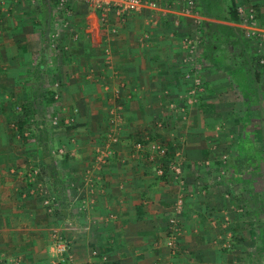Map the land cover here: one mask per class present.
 Returning <instances> with one entry per match:
<instances>
[{
  "label": "crops",
  "instance_id": "0c3cea01",
  "mask_svg": "<svg viewBox=\"0 0 264 264\" xmlns=\"http://www.w3.org/2000/svg\"><path fill=\"white\" fill-rule=\"evenodd\" d=\"M216 2L217 0H208V5L205 4L213 8L217 6ZM172 3L171 8L174 10L170 11L172 15L168 17L171 16L173 20L183 13L178 10V0H172ZM247 5L254 6L261 26L253 31L262 32L264 37V0H248ZM71 7L72 17L69 20L67 18V22L58 19L66 27L61 29L66 55L49 62V68L59 71L65 105L77 106L80 110L76 129H69L67 136L61 138L70 158L65 155L61 160L54 161L56 176L60 181L63 179L66 188L61 206L60 203L57 204L64 214L57 224L64 237L73 245L74 264H244L249 263V258L254 255L259 260L264 252L260 251L264 248V238L257 237L260 242L253 245V237L257 232L252 228L248 229L247 223L241 221L247 220L240 218L242 209H237V215L231 210L233 208L229 205L230 201L227 204L226 200H221L211 191L202 196L192 194L191 188L187 187V191L181 189L180 182L168 174L157 175L145 162L129 159L130 145L126 146L125 143L116 147V155L112 160L102 163L94 159L97 152L100 153L98 156L103 152L104 144H100V137L109 109L102 86L111 84L131 89L127 95L130 100L125 109L126 118L131 125H145V120H149L146 116L152 118L153 112L140 105L154 101L156 95L153 89L178 87L180 66L176 62L179 61L181 51L177 42L178 34L184 30L169 22L163 26L162 20L159 26H155L160 14L164 13H132L120 24L111 12L108 27L101 22L100 12L86 3H73ZM226 9L227 6L222 16ZM19 11L22 10L16 8V17L13 16L12 20L0 12V72L7 73L6 79H0V105L8 103V97L2 95V89L17 86L9 83V78L14 81L12 73H22L24 70L39 72L45 68L40 64L44 56L40 59L43 54L39 48L43 32L39 30L38 22L42 18L39 17L37 21L34 18L28 19L30 15L24 12L27 14L20 16L21 19ZM14 19L15 25L12 23ZM53 19L56 20V17ZM183 20L186 19L181 17V21ZM207 22L227 26L234 24L209 17ZM111 28L116 29V33ZM227 39L226 36L223 37L225 45L230 40L226 52L240 46V42L233 43L234 39ZM244 44L238 50L240 54L245 53L243 51L247 44ZM207 58L215 66L207 68L206 82L216 81L215 72L238 71V67L235 69L230 65L218 67L212 55ZM109 63L111 67H106L105 64ZM112 71L118 73L116 78H113ZM85 74H91L86 77L88 80ZM226 77L224 80L237 88L245 89L248 85L255 84L254 81L238 84L239 75L236 73L229 76L230 80ZM23 86H26L25 83L19 87ZM13 100L16 103L14 98ZM231 101L229 98L228 102ZM68 109L64 108L67 110L64 115L71 112ZM210 115L211 113H206L203 115L204 119L210 120ZM229 115V119H233L232 113ZM2 128L0 122V135ZM232 132L233 129L224 128L222 139L217 138L218 133L211 134L213 144L208 150L206 145H201L197 151L194 145L191 151L194 158L199 159L207 157L208 153L209 162L216 166L221 161L216 156L219 152L217 149L222 146L230 161L228 166L231 175H240L241 182L245 180H242V173L246 160L241 151L244 141L238 139L241 145L239 155L236 153L233 156L235 143L232 137L237 134ZM189 138L194 143L199 141L192 136ZM220 140H223L222 144ZM244 140L247 141L245 138ZM3 149L4 146L0 145V154ZM22 150L19 149V170L25 169L28 164L27 154ZM3 162L0 160V171H5L0 172V261L7 259L9 264L10 261L16 264H53L56 257L51 232L52 225L55 226L52 220L55 218L49 214L41 199L35 200L26 195L23 178L16 175L14 169L8 170L7 164ZM9 171L13 175L7 173L6 177V172ZM51 194L56 195L53 192ZM179 196H183L182 212L177 209ZM224 216L230 217L231 221L227 223V230L235 228L230 230L235 233L231 234L234 239L228 237L229 231L223 232L222 227L214 225L216 218L221 221L226 218ZM172 218H176L184 226L175 253H171L165 245L168 220ZM260 226L257 227L262 231ZM220 233L224 235V239H220ZM226 239L233 241L234 251L221 250V242ZM92 251H97L93 257Z\"/></svg>",
  "mask_w": 264,
  "mask_h": 264
},
{
  "label": "rangeland",
  "instance_id": "374dc122",
  "mask_svg": "<svg viewBox=\"0 0 264 264\" xmlns=\"http://www.w3.org/2000/svg\"><path fill=\"white\" fill-rule=\"evenodd\" d=\"M217 1L218 3L216 4H221V0ZM172 4V0H162L157 10L145 7L138 12L164 13V15L160 14L155 26H159L162 20L163 26L169 22L174 27L184 30L183 33L178 34L179 41L177 42V47L181 51L179 61L176 62L177 66H180V73H178L180 77H177L178 87L176 89L166 87L153 89L156 95L154 101L140 105L150 108L153 116L152 118L146 116L149 120H145V125L141 126V124H138L135 126V124H130L125 113L127 101L130 100L127 95L131 89H127L126 86L119 87L110 84L107 85V91L105 89L106 84H104L102 91L105 94L109 109L107 110L108 116L100 137V144L102 142L104 144V146L102 145L103 152L100 156H98L100 153L98 154L97 152V156L94 159L104 163L115 157L118 145L122 143H125L126 146L130 145L128 148L129 159L143 161L149 168L152 167L154 171L162 168L164 175L168 174L169 177L180 182L181 189L187 191L188 187V189H192H190L192 194L198 193L202 196H206L209 193L208 191H211L218 195L221 200H226V203L230 201L229 205L233 208L231 210L236 215L239 212L238 210L242 209L240 218H246L247 220L241 221L247 223L246 227L248 229L252 228L257 232L253 237V245H255L258 241L260 242L257 237L263 236L264 238V68L259 63L264 57V43L262 42L264 37L261 34L262 32L253 31L254 28H261L257 12L253 5L243 6L244 4H240L241 6H238L237 9L241 8L246 11L250 8L254 9L257 19L255 27L244 19L243 13L239 14L240 22L238 24L230 25L239 30L238 33L241 36L239 37L238 35V41L247 44L246 50L243 51L245 53L240 54L238 52L240 47H233L234 49L232 48L231 52H226L229 49L227 46H229L230 42L228 37L226 39L228 38L229 42L225 45L226 42L223 41L225 36L218 35V33L216 35L213 34L214 36H209L208 34L209 37L206 35L205 28L208 24V17L202 14L203 10L200 0H178V10L183 14L173 20L171 16H169L170 18L168 17V15H172L170 11L174 10L171 8ZM16 8L22 10L19 11V18L21 19L22 17L20 16H25L27 13L30 15L28 19L34 18L36 21L39 17L43 19L38 22V26L39 30L43 32V39L39 43V48L43 54L40 59L44 56V60L42 59L40 64L44 65L45 68L39 72H25L24 70L22 73L19 71L12 73L14 81L9 78V83H14L17 86H6L2 89V95L8 97V103L4 104L3 102L0 105V122L3 126L2 134L0 135V145L4 146L3 152L0 154V160L7 164L6 168L8 170L12 171L14 169V173L23 178L28 197L35 200L41 199L44 202L47 198L49 201L51 196L55 197V195L51 194L52 192L55 193L53 190L55 184L50 182L52 181L50 180V175L47 170L44 171V168L54 169L57 172L54 161L61 160L65 155L70 158L68 156L70 154L66 152L67 150L61 138L67 136L69 129H76L78 126L77 116L80 113L77 106L65 105L59 71L49 68V62L63 58L66 55L64 53L65 45L61 38V29L65 27V23H60L59 20L67 22V18L69 20L72 17V8L69 11V15L65 16L57 13L53 6V0H4L3 4L0 5V12L5 13V16L12 20L13 16L16 17ZM54 16L56 20L53 19ZM181 17L186 20L181 21ZM51 18L54 23L50 21ZM15 21V19L12 21L14 25L16 24ZM28 24L31 25L30 22ZM155 26L154 28H156ZM73 35L76 37L74 33ZM207 37L210 40V44L215 45V47L210 49L208 56H214L218 67H223L224 65H230V67L234 68L238 67L237 72L236 70L234 72L214 71L216 80L214 83L205 81L207 68L215 66L214 63L211 64L209 62L208 56L205 55L204 49H206L205 41L207 42ZM232 41L234 43V40ZM105 66L111 67V64H105ZM234 73L239 75L238 84L248 83V81H254L255 84H250L243 89L237 88L234 85L235 81L232 83L233 87L224 78L227 76L228 80H230L229 76ZM256 73H258V79L255 78ZM6 74L4 71L0 72V79H6ZM111 74H113V78L118 75L114 71ZM90 76L91 74H85V78ZM23 83L26 86L19 87ZM114 89L119 91L118 101L122 106V115L120 122L112 127L109 125L110 111H112L114 105H119L117 100L116 103L112 98ZM261 91H263V94ZM50 94L53 96L52 103L48 100ZM229 98L232 100L231 102H228ZM64 108H67L68 111L71 110V112H67V115H64L63 113L67 111ZM206 113H211L208 117L211 118L210 120L204 119L203 115ZM231 113L232 117L234 116L233 119H229L231 117L229 114ZM71 118L73 119L72 122L66 124L65 121ZM23 121H26V123H24L22 129H19V123ZM53 122H55V125ZM202 128L203 131L201 130ZM224 128H231L233 129V134L239 135L238 137L237 135L232 137L233 143H235V146L233 145L235 151L233 156L236 153L239 155L238 152L241 145L238 139L244 141L241 151L246 160L242 173V180H245L241 182L239 181L240 175H231L228 166L230 161L227 159L226 151L223 150L222 146L217 149L219 152L216 153V156H219L222 162H218L216 166L209 162L208 153L207 157L199 159L194 158L195 155L191 151L194 145L197 151H199L201 145L203 147L206 145V150H208L213 144L211 134L218 133L219 136L217 138L222 139L224 137ZM112 129H114L118 137V142L107 144L105 134ZM189 136L195 137L201 142L194 143ZM213 137L214 139L216 138V136ZM138 142L144 146L142 152L135 150V144ZM219 142L222 144L223 140ZM156 143H161L165 149L164 157H156L155 151L152 150ZM71 144H73L72 141ZM19 149H23L22 151L27 154L26 160L28 163L25 169L21 168L20 170ZM11 171L6 172V177L7 173L13 175ZM55 174L57 175V173ZM61 183L65 193L66 188L63 179ZM22 198L25 197L22 196ZM176 203L178 211L182 212L183 196H179V200ZM43 204L48 209L49 214L55 218L52 220L55 226L52 225L51 232L53 244H57V240L62 238L63 241L65 240L68 243L69 247L66 252L58 253L56 246H53L54 257H56L53 264H74L73 245L71 241L64 237L60 231L61 227L58 225L63 218L57 215L60 208L57 205L52 208L45 205V203ZM46 216L48 217L47 214ZM224 217L227 219L224 218L219 221L216 218L217 222L214 221V225L222 227L221 231L223 232L227 230V223L230 220V217ZM236 220L239 221V217ZM178 223L180 233L176 242L177 249L184 232L183 223L179 220ZM256 223L258 224L256 225ZM260 224L263 226H260ZM60 225L63 226L62 223ZM257 226H260L262 231ZM231 229L234 230L235 228L227 230L229 231V238H233L234 235L232 236L231 234H235L230 231ZM168 230L169 226L167 232ZM220 235V239H224V235L222 233ZM232 242L228 239L225 242H221V250L234 251ZM237 244H239V241ZM260 251H264V248ZM96 253L97 251H92V257ZM58 261L61 263H58ZM7 262V259L1 260L0 264H9ZM10 264L16 263L10 261ZM244 264H264V252L263 256L259 257V260L254 255L249 258V263Z\"/></svg>",
  "mask_w": 264,
  "mask_h": 264
},
{
  "label": "built area",
  "instance_id": "2783aa9c",
  "mask_svg": "<svg viewBox=\"0 0 264 264\" xmlns=\"http://www.w3.org/2000/svg\"><path fill=\"white\" fill-rule=\"evenodd\" d=\"M4 0H0V5L3 4ZM54 2V9L57 11V13H61L62 15H69V11L71 10V5L73 3H86L89 7L94 9L95 11L100 12V20L103 24L106 26H110V18L109 14L112 12L120 24H123L126 20V17L129 14L136 13L140 11L141 9L147 7L151 10H157L159 8V5L161 4L162 0H53ZM238 13L241 15L243 13V17L246 21H248L251 25L256 24V16L254 9L250 8L247 11L243 10L241 8L237 9ZM255 27V26H254ZM111 31L113 33H116V29L111 28ZM260 65L264 68V57L260 60ZM110 64V63H109ZM108 65V64H107ZM105 89H108V86L106 85ZM113 100L114 102L119 103L114 105L112 111H110V123L112 127L116 126L117 123L121 120L122 115V106L119 99V91L117 89H114ZM108 91V90H107ZM116 102V103H117ZM72 118L65 121L66 124H69L72 122ZM55 125V122H53ZM105 140L107 144H115L118 142V137L114 131V129L109 130L105 134ZM135 150L142 152L144 150V146L142 143L138 142L135 144ZM152 150L155 151L156 157L161 158L164 157L165 149L162 147L161 143H156ZM157 175H162L164 171L162 168H158L155 170ZM55 201V202H54ZM45 205L51 206L52 208H55L56 205V197L51 196L50 200L48 201V198L44 200ZM169 230L167 232L166 236V242L165 245L169 249L171 253H175L177 251L176 242L180 233V226L178 223V220L175 218H172L168 221ZM56 246V249L58 253H64L69 248L68 243L62 238H59L57 240V244H54ZM58 263H61L58 261Z\"/></svg>",
  "mask_w": 264,
  "mask_h": 264
},
{
  "label": "trees",
  "instance_id": "16d2710c",
  "mask_svg": "<svg viewBox=\"0 0 264 264\" xmlns=\"http://www.w3.org/2000/svg\"><path fill=\"white\" fill-rule=\"evenodd\" d=\"M200 3H201L202 10H203L202 14L205 15L206 17L217 19V20H222V21H226V22H232L234 24H238L240 22V19H239L240 15H239V13L237 11L238 5L239 4H246L247 5L248 0H239V3L237 2V0H221V4H217V6L213 7L214 9L211 8L210 6L209 7L207 6L208 5V0H200ZM216 3H218V1ZM225 6H227L226 13H225L224 16H222V14L224 12V9H225ZM205 29H206V35L207 36H208V34L210 36V35H213V34L216 35L218 33V34L226 36V37H228L230 39H234V41L239 43L238 35L240 37L241 34L238 33L239 30L236 29L235 27L222 25V24H216V23H211V24L208 23L206 25ZM208 37H207V42L205 41L206 49H204V51L206 52L205 55H207V56L210 53V49L213 47V45L210 44V40L208 39ZM239 45H240L239 46L240 48H243L245 46L244 43H239ZM255 78L258 79V73H256ZM52 97H53L52 94H50L49 99H48L50 103L53 102L52 101L53 100ZM26 121H23L22 123H19V129H22V126L24 125V123H26ZM46 170H47L48 174L50 175V178H51L50 180H52L50 182H52L53 184L57 185V186L54 185L53 190L56 193V195H55L56 198H57L56 205L58 203H60L59 205L61 206V202L64 199L63 198L64 192H63L62 183L59 180V178L56 176V174H55L56 172H55L54 169L53 170H49L48 168L46 169V167H45L44 171H46ZM57 215H58V217H63L62 210L59 211V213Z\"/></svg>",
  "mask_w": 264,
  "mask_h": 264
}]
</instances>
